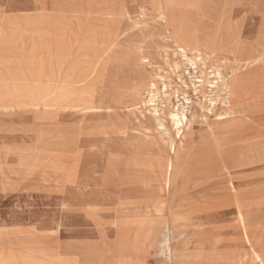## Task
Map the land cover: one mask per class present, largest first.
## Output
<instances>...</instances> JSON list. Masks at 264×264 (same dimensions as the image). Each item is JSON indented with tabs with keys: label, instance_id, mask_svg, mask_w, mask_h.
Returning a JSON list of instances; mask_svg holds the SVG:
<instances>
[{
	"label": "rangeland",
	"instance_id": "obj_1",
	"mask_svg": "<svg viewBox=\"0 0 264 264\" xmlns=\"http://www.w3.org/2000/svg\"><path fill=\"white\" fill-rule=\"evenodd\" d=\"M88 1L0 0L8 21L0 73L16 76L5 85L22 88L39 72L53 87L37 108L21 92L1 96L9 107H0V256L16 264H264V0H169L181 34L204 46L203 75L183 66L151 0H106L126 33L92 79L99 109L81 112L55 97L63 46L81 33L73 9ZM29 17L41 21L28 35L8 26ZM235 55L253 59L234 71ZM215 64L232 84L227 99L209 85L193 91L196 76L213 79ZM159 76L178 88L171 105L189 100L178 133L167 108L157 127L142 104L144 85ZM237 207L261 261L242 238Z\"/></svg>",
	"mask_w": 264,
	"mask_h": 264
},
{
	"label": "bare ground",
	"instance_id": "obj_2",
	"mask_svg": "<svg viewBox=\"0 0 264 264\" xmlns=\"http://www.w3.org/2000/svg\"><path fill=\"white\" fill-rule=\"evenodd\" d=\"M151 1L156 7L158 21L164 26L165 32L167 33L168 37L171 40V48L179 55V57L181 58L180 61L183 64V66L191 65L195 67V69L198 68L200 70V75L206 74L204 71L205 68H203L205 66L204 56L206 53L204 46H202L196 40L188 39L183 34H181L183 33V29L179 25L176 26L174 22L170 19L169 11H168L169 10L168 8L169 0H151ZM106 2H107L106 0H89L88 2L84 4L81 3V4L75 5V8L73 9V12H72V17L77 19V22L75 23H77L76 26L79 31L81 30L80 31L81 33L79 36L78 35L79 33L76 32L74 34V38L72 37L73 40L68 45L66 44L65 46H63L65 50L61 56L62 57L61 62H60L61 67L59 68L61 73H60V76L58 77L59 75V71H58V75H57L58 84L56 86L58 93L56 94L57 96L55 97V102L59 100H62L66 103L68 102L67 105L69 108H72V110L75 109L81 112H90V111H95L99 109V102L97 104L93 100L92 79L98 73L100 59H102V56L108 51H110L111 49H113V47L118 43V41L120 40V38L125 32V30L118 29L117 25L119 23V18H120V17L118 18L119 14L115 13L111 9L109 4H107ZM61 17H63V15ZM61 17L59 16V18ZM40 21L41 20H39L36 17H29L23 20L24 26L22 27L19 25L20 21H14V20L9 19L8 26L12 25L15 31L19 32L20 34L28 35V33H32L38 28L37 24L40 23ZM7 24H8L7 20L5 21V19L0 18V33H2L5 25ZM66 27L68 29L70 28L68 26ZM32 54L33 53H31V55ZM3 58L2 56L0 57L1 66H2V63H4L2 62ZM10 59L12 58L10 57ZM15 59H17V57ZM252 59L253 57L250 55L243 56V57L240 55H235L230 60L232 69L234 71L240 70L242 67L246 66ZM146 61H147V57L141 53L138 57V62L143 64ZM101 63L103 64V61ZM3 68L5 67L3 66ZM211 73L213 74L212 80H209V79L205 80L202 76H196V78H198V83L197 85H195L196 84L195 81H192V84L194 87L193 91L197 92L200 86L206 87L209 85L210 92H213L216 96L220 95L216 93L217 90L219 92H224L227 96L226 97L227 99L229 94L231 93L232 84L227 83V81L225 80V76L223 75L221 71L220 65L215 64L211 66ZM39 76H40L39 72H37L34 74L32 79H30L31 81L30 80L27 81L22 86V88L11 87L9 89L7 85H5L6 84L5 81H7L8 79L9 81H15L16 79L14 80L13 77L16 78V76L13 75L12 73H8V74L0 73V107L4 109L9 107L8 104H1V96H3L4 94L7 95L9 93H15V92H21L20 93L21 97L25 100L24 101L25 106L32 107V108H37L41 106L43 104V100L49 94L53 92V87L49 86V80L46 82H41L42 80ZM101 77L103 78V76ZM144 86H145L144 99L142 101L143 102L142 104L153 116V120L156 122V126L157 127L162 126L160 112L164 111V109L167 108V114H166L167 119L169 120L171 127L176 131V133H178L181 127L183 126V123L187 119L186 112L189 111V108H190L188 98H184L186 102L185 104L182 103V106L176 105L174 107L173 105H171L173 99L174 98L176 99L178 97V88L177 86H174L172 82L168 80L167 82L164 81L161 76H159L156 79L149 80ZM60 140H63V139H60ZM172 146L173 145L171 144L169 145L170 150H172ZM173 153H174V147H173ZM174 168H175V163L173 162L172 157H169L164 164V185L167 186L169 184L170 175ZM254 204L256 205L255 202ZM249 207L251 208V206ZM235 219L240 227V232L242 234V238L244 242H247L249 246L251 247V239H250L251 236H250V232H249L248 225L246 222V215H245L243 208L237 207V209L235 210ZM140 222H141V219H140ZM142 224H144V221ZM160 237H162L161 246L165 247L168 250L169 256L171 257L172 256L171 247L169 246V243H168L170 242V240L167 239V234L163 233V235ZM219 242L220 241L218 240V243ZM252 252L255 254V257L261 261V257L258 254V252L255 251L253 248H252ZM161 256L163 257V255ZM189 257L191 256L189 255ZM244 260L246 261V259ZM0 264H16V263L14 262V260L10 258H5L3 256H0ZM227 264H237V261L229 260Z\"/></svg>",
	"mask_w": 264,
	"mask_h": 264
}]
</instances>
